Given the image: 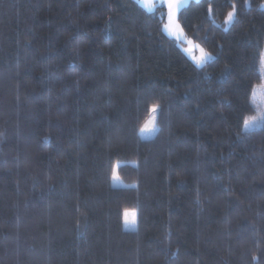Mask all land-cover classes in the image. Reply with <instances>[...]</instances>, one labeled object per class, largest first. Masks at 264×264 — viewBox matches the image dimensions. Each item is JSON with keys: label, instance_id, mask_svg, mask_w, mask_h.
<instances>
[{"label": "trees", "instance_id": "16d2710c", "mask_svg": "<svg viewBox=\"0 0 264 264\" xmlns=\"http://www.w3.org/2000/svg\"><path fill=\"white\" fill-rule=\"evenodd\" d=\"M262 4L201 0L199 67L162 3L0 0V264H264Z\"/></svg>", "mask_w": 264, "mask_h": 264}, {"label": "snow or ice", "instance_id": "6c2138e0", "mask_svg": "<svg viewBox=\"0 0 264 264\" xmlns=\"http://www.w3.org/2000/svg\"><path fill=\"white\" fill-rule=\"evenodd\" d=\"M138 2L142 3L143 6L148 8L149 10L155 7L152 0H138ZM183 2L184 0H162V3L167 7V20H168V23L165 24L164 27L168 29V31L172 35L177 36V37L183 35V31L180 27V24L177 22V17H176L178 9L183 6ZM244 3L247 5L248 0H244ZM261 7L264 8V4H262ZM209 10H211V8ZM236 15H237V6L236 4H233L232 10L227 13V16L225 18V23L226 24L232 23ZM188 44H189V47L184 49V51L187 52L188 54L192 53L193 48H196L199 50V53H200L199 56H195V55L192 56V60L195 61L197 66L203 64L206 60L212 58L211 54L205 52V50L201 48L198 44L193 45V42L191 40L188 41ZM261 63L264 64V54L261 55ZM260 88L264 89V84L260 85ZM252 95L253 97H255L256 95L255 89L253 90ZM160 111H162V109H160V106L158 104L152 105L150 109V112L152 113V115L144 123L143 127L140 128L141 133H145V132L151 133L157 130L158 128L157 113H159ZM258 119L264 120V115L253 116V117L244 119L243 127L245 129L252 127ZM117 168H118V165H113L111 168V178L113 181H118L120 179ZM123 222L125 225H136L137 212L135 210L125 209L123 211ZM253 259L255 260L256 257H253Z\"/></svg>", "mask_w": 264, "mask_h": 264}, {"label": "rangeland", "instance_id": "374dc122", "mask_svg": "<svg viewBox=\"0 0 264 264\" xmlns=\"http://www.w3.org/2000/svg\"><path fill=\"white\" fill-rule=\"evenodd\" d=\"M155 1V0H152V2ZM160 1V0H159ZM200 2L201 0H184L183 2V6L181 8L178 9L177 11V14H176V17H177V22L180 24V27L183 31V35L177 37V36H174L172 35L168 29H166L164 27V32L167 36H169L170 38H174L175 40H177L181 46H182V49H183V52L184 54L196 65L195 61L192 60V56L195 55V56H199V50L196 49V48H193V51L191 54H188L187 52L184 51V49L188 48L189 47V44H188V41L191 40L189 37H188V34L189 32L191 31L192 29V26L194 24V21H195V18L197 16V12H198V9H199V5H200ZM167 8V7H166ZM168 23V20H166V24ZM231 23L229 24H226V26H229ZM192 41V40H191ZM193 42V41H192ZM193 45H197L193 42ZM212 57V56H211ZM213 58V57H212ZM211 58V59H212ZM211 59H208L206 60L205 62L207 61H210ZM204 62V63H205ZM203 63V64H204ZM203 64L199 65L202 66ZM197 66V65H196ZM261 76H262V84H264V64H262V68H261ZM261 84V85H262ZM256 91V95L255 97H253L254 99V104L257 106V108H259L260 106H264V89H261L260 86L258 88L255 89ZM152 115V113H151ZM151 117V116H150ZM258 122H255V124L253 125L256 126ZM156 134V130L151 132V133H148V132H145V133H141L140 132V137L142 139H151L154 137V135ZM113 185L114 186H124V184L118 180V181H113ZM136 227V225H125L124 224V228L126 230H134Z\"/></svg>", "mask_w": 264, "mask_h": 264}, {"label": "crops", "instance_id": "0c3cea01", "mask_svg": "<svg viewBox=\"0 0 264 264\" xmlns=\"http://www.w3.org/2000/svg\"><path fill=\"white\" fill-rule=\"evenodd\" d=\"M137 2H138V0H137ZM139 3V2H138ZM153 3H154V5L156 4V3H162V0H155V1H153ZM145 10H147V11H152L154 8H152L151 10H149L148 8H146V7H144L143 6V4L142 3H139ZM163 4V3H162Z\"/></svg>", "mask_w": 264, "mask_h": 264}]
</instances>
